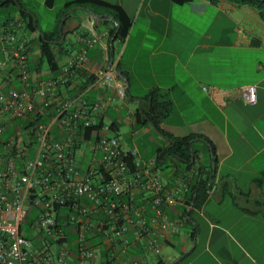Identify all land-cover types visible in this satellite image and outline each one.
Wrapping results in <instances>:
<instances>
[{
	"label": "crops",
	"instance_id": "crops-1",
	"mask_svg": "<svg viewBox=\"0 0 264 264\" xmlns=\"http://www.w3.org/2000/svg\"><path fill=\"white\" fill-rule=\"evenodd\" d=\"M11 1L36 20L37 31L30 34L35 39L23 40L34 79L43 87L48 89L61 69L87 48L85 67L73 74L68 90L61 87L60 95H49L51 103L62 106L95 71L112 66L122 75L119 79L128 95L119 101L113 100L110 89L87 94L91 103L100 99L101 132L118 137L124 149H135L142 163L157 159L158 176L168 189L181 190L183 181L191 187L199 170L214 177L200 208H193L190 193H181L180 201L165 209L175 227L164 233L158 250L166 246L174 254L159 257L155 264H264V0H191L180 5L171 0H95L121 8L130 19L123 42L110 36L117 24L99 7L67 11L78 0H64L51 29L44 31L27 4L45 7V0ZM54 7L47 9L52 12ZM15 24L0 27L16 31ZM57 33L63 36L51 42L58 44L52 49L58 67L51 73L46 62L39 64L37 40L43 34L56 38ZM104 33L107 37L100 43L87 47L92 36ZM10 70L0 73V82L12 76ZM248 85L256 87L254 105L244 104L237 93ZM153 91L170 104L160 128L175 138H207L215 148L216 164L208 144L197 138L192 142L196 160L190 170H184L169 152L171 140L152 126L136 125L135 113L141 112L145 97ZM31 222L28 219L21 230L39 247L41 240ZM158 250L146 257L147 263Z\"/></svg>",
	"mask_w": 264,
	"mask_h": 264
},
{
	"label": "built area",
	"instance_id": "built-area-1",
	"mask_svg": "<svg viewBox=\"0 0 264 264\" xmlns=\"http://www.w3.org/2000/svg\"><path fill=\"white\" fill-rule=\"evenodd\" d=\"M102 37L107 34L92 36L87 47ZM86 52L48 83V94L29 69L26 42L0 27V73L8 67L12 73L0 82V264H148L146 257L175 227L165 209L188 193V184L166 188L157 159L140 162L135 149H124L101 128L88 133L99 125L101 102L90 103L87 94L110 89L113 100L126 98L112 66L95 71L54 113H42L51 105L49 95L54 98L85 67ZM237 93L244 104H256L255 86ZM30 218L39 247L21 235Z\"/></svg>",
	"mask_w": 264,
	"mask_h": 264
},
{
	"label": "trees",
	"instance_id": "trees-1",
	"mask_svg": "<svg viewBox=\"0 0 264 264\" xmlns=\"http://www.w3.org/2000/svg\"><path fill=\"white\" fill-rule=\"evenodd\" d=\"M171 1L174 2L175 4L180 5L190 2L191 0H171ZM0 3H2V0H0ZM54 5H55V0H45L46 8L49 9L53 8ZM88 6L99 7L105 10L111 16L114 22L119 26V30L115 34L116 29L115 27H113V29L110 32V36L114 39V41L119 40L120 42H123L127 36L131 22L121 8L95 0H78L69 4L66 10L69 11L74 7L86 8ZM6 8H12L13 10L12 14L6 13L5 12ZM20 8L22 9L21 5L18 8L17 5L11 0L1 4L0 24L7 25L9 22L14 21L16 23L15 27L17 29L22 28V30L27 34L36 33L37 23L35 18H32L30 14L25 12L23 9L21 10ZM261 16L264 21V13H262ZM15 17L17 18V20L14 19ZM18 25L20 26L18 27ZM12 32L16 34L15 30ZM60 36L62 37L63 35L57 33L56 38H53L52 36L43 34L42 36H39L37 40V46H38L37 48L40 52L39 64L46 62L51 73H55L58 67L57 57L54 55L52 50L53 47L55 46L58 47V44L56 43L55 45H52L51 42H53L56 39H60ZM20 38L24 39L22 36ZM29 69L32 70V68H30V64H29ZM90 81L91 78L88 79L87 83L84 84V86L86 87ZM69 87L70 84L67 85L65 89L68 90L67 88ZM85 87H83L80 91H82ZM60 89L61 88H59L58 92H56L57 95L61 94ZM75 89H72L71 91H69V93L74 92ZM144 101H145V105L141 109V112L135 113L136 125L139 127L152 126L158 134H160L164 138L171 140L173 146L169 149V152L171 153V155H173L175 160L178 161V164L181 165L184 170L187 171L190 170L191 167L193 166V163L196 160V153L194 151L192 142L197 138L203 139L208 144V146L210 147V153L213 155L212 163L216 164L215 148L207 138L203 137L202 135H188L185 137L175 138L160 128V124L165 118L168 117L170 112V104L168 102L162 100L161 97L158 96L155 91L149 93L145 97ZM60 107L61 106H58L57 103L54 102L51 103L50 107L43 109L42 113H54V110L59 109ZM100 128H101V124L88 131V133L92 131L97 132L100 130ZM131 161L132 158L129 160V163ZM213 179L214 177H210V172H208L207 175H204L203 173H201V170H199L196 182L191 187H189V191H188V193H190L189 198L193 208H200L204 204L211 190ZM222 188L224 189L225 186L221 185V189ZM35 213H36L35 210H32V214L34 215ZM23 231L24 230H21V235L24 237H28L29 233ZM69 241L72 242L73 240L69 239ZM157 264H164V263L162 261H159Z\"/></svg>",
	"mask_w": 264,
	"mask_h": 264
},
{
	"label": "rangeland",
	"instance_id": "rangeland-1",
	"mask_svg": "<svg viewBox=\"0 0 264 264\" xmlns=\"http://www.w3.org/2000/svg\"><path fill=\"white\" fill-rule=\"evenodd\" d=\"M63 1L64 0H56V3H55L56 6L54 7V10L52 12H50V10H48L47 8L37 3L27 4V7L37 15L39 27L44 31H49L51 29L52 19L54 17V14L61 9L59 5ZM15 33L17 36H20V37L22 36L28 42H31L33 39H35V37L30 34L23 36V31L21 29H16ZM83 151H84L83 148L81 149V151H78L77 157H80ZM164 181L165 179L161 177V182H164ZM173 254H174V250L172 248L163 246L158 250L157 255H155L154 257L148 258V263L155 264V262L157 261L159 257L164 258L166 256H171Z\"/></svg>",
	"mask_w": 264,
	"mask_h": 264
},
{
	"label": "water",
	"instance_id": "water-1",
	"mask_svg": "<svg viewBox=\"0 0 264 264\" xmlns=\"http://www.w3.org/2000/svg\"><path fill=\"white\" fill-rule=\"evenodd\" d=\"M18 8H19V6H18ZM22 10V9H21ZM119 30V27H118V25H116V32H115V34L117 33V31ZM39 32V31H38ZM117 76L120 78V79H123V77H122V75L119 73V72H117ZM126 94L128 95V91H127V89H126ZM139 102H141V100H139Z\"/></svg>",
	"mask_w": 264,
	"mask_h": 264
}]
</instances>
